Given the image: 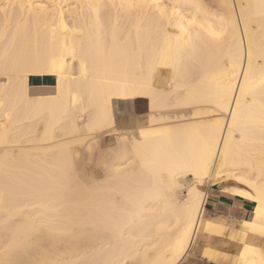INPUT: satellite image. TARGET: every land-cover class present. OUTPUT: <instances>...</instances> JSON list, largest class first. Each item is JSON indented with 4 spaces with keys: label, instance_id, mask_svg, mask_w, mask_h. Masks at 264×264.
Listing matches in <instances>:
<instances>
[{
    "label": "bare ground",
    "instance_id": "obj_1",
    "mask_svg": "<svg viewBox=\"0 0 264 264\" xmlns=\"http://www.w3.org/2000/svg\"><path fill=\"white\" fill-rule=\"evenodd\" d=\"M222 174L253 205L228 264H264V0H0V264L217 261Z\"/></svg>",
    "mask_w": 264,
    "mask_h": 264
},
{
    "label": "crops",
    "instance_id": "obj_2",
    "mask_svg": "<svg viewBox=\"0 0 264 264\" xmlns=\"http://www.w3.org/2000/svg\"><path fill=\"white\" fill-rule=\"evenodd\" d=\"M34 84H43L33 87L51 86L52 81L33 80ZM209 203L206 206V216L214 223L223 225L226 229L222 234H215L211 240L214 241L212 251L218 252L217 261H207L200 257L189 256L181 264H228L230 257L236 253V242L228 241L234 238L241 232L242 223L244 220H250L253 212V205L246 200H241L218 190H213L209 193ZM229 227V228H228ZM227 236V237H226ZM226 237V238H225ZM223 239V241H222ZM226 241V242H225ZM226 247H222L227 243ZM236 243V244H235ZM234 244V245H233ZM218 248H217V247ZM235 247V248H234ZM232 248V249H231ZM226 249V250H225ZM222 251V252H221ZM224 251V252H223ZM230 254H229V253ZM197 260V261H196ZM199 260V261H198ZM204 260V261H203ZM202 263H201V262Z\"/></svg>",
    "mask_w": 264,
    "mask_h": 264
},
{
    "label": "rangeland",
    "instance_id": "obj_3",
    "mask_svg": "<svg viewBox=\"0 0 264 264\" xmlns=\"http://www.w3.org/2000/svg\"><path fill=\"white\" fill-rule=\"evenodd\" d=\"M206 1L207 2L209 1L211 3L213 0H206ZM163 78H164V80H163ZM160 80L164 81L165 84L169 81V79H168V77H166V75L161 76ZM37 85L40 86V85H43V84H34V82H32V86H37ZM45 85L53 86L54 85V81L52 80L51 84H45ZM164 86L168 87L167 84L164 85ZM171 109H173V111H171ZM177 109H178V111H181L180 108H170L167 111H171V112L174 113V111H177ZM148 110H149L148 109V103H146L145 101L143 103L142 102H137V101L117 103L115 105V112H116V115H117V123H116V127L114 128V131L107 132L105 135H103V138L99 137L96 140L90 141V143H89V144H91L93 146L92 155H93V153L94 154L96 153L95 155H93V157L95 156L94 158H96V159H94L92 156L88 157L90 155V153L88 155V153H87V152H89L88 144L85 145V142H80V143H76V144L72 145V148L74 149V151H76V152L78 151V153H77L78 155H76V159L78 158L77 161L80 162L79 163V164H81L80 166L83 168V167H85L84 164L88 165V166H86V168H83L84 171H86L87 168H88V170L90 168L93 169V167L98 163V159H97L98 156H100V155H97V154H99L100 152L103 153L104 151L115 147L117 145V143H118V137L120 135H122L123 132H125L127 130L134 129L135 127L133 125H134V123H136L138 116L144 114V112L145 113L148 112ZM96 147L97 148L99 147L101 150L98 152L99 149L95 150ZM86 148H87L88 151L86 150ZM90 158L91 159L93 158V161L91 160L92 162H89ZM86 160H88V161H86ZM96 167L97 168L94 167V169H97L98 171L94 170V169L93 170L95 172H100L101 169H102V166H101V169H100V164H99V166L96 165ZM93 170H91V171H93ZM101 173H102V171H101ZM223 176H224L223 174L220 175L218 177L219 178L218 182H216L213 186H211V185L209 186L208 185L207 187H205V189H208L209 193L213 192L214 189L222 192L223 191V186L229 185V184L230 185H235L236 184V180L229 179L227 182H230V183L226 182V184L222 185V183L224 182ZM186 182H187L186 186L190 187L193 184L192 177H190V176L187 177V181ZM224 194H227V195L231 196L228 193H224ZM128 264H131V262L128 263Z\"/></svg>",
    "mask_w": 264,
    "mask_h": 264
}]
</instances>
